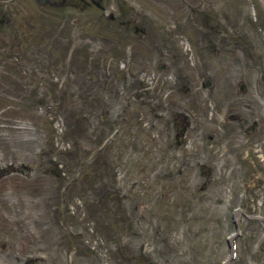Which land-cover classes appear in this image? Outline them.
<instances>
[{"label": "rangeland", "instance_id": "1", "mask_svg": "<svg viewBox=\"0 0 264 264\" xmlns=\"http://www.w3.org/2000/svg\"><path fill=\"white\" fill-rule=\"evenodd\" d=\"M12 5L14 21L8 27L0 23V47H5L0 50V165L12 162L17 168L5 165L8 172L0 176V264L224 261L233 209L264 214V0L78 5L14 0ZM176 34L189 48V69L175 52ZM126 54L131 62L124 71L117 61ZM158 63L176 73L178 82L190 80V90L177 87L169 96L182 99L181 108L195 118L192 132L200 155L191 153L195 177L188 183L171 177L158 181L157 167L145 174L146 163L168 166L174 150L165 147L159 160L149 158V135L139 130L136 111L142 108L149 116L147 106L132 100L120 113L123 101H113L120 83L136 84L142 64L156 71ZM204 74L208 85L202 84ZM168 115L158 118V137L161 126L171 129ZM114 122L120 127L97 157L106 155L110 167L123 173L117 185L129 192L110 210L97 188L102 182L105 191L116 186L108 171L96 174L88 163L68 187L64 184ZM199 164L212 168L209 180L198 172ZM16 202L19 210L8 211ZM65 202L74 212L68 208L58 218L57 207ZM120 209L128 225L121 220L115 231L113 211ZM72 240L79 247L73 249ZM236 240L229 264H264V221L242 214ZM91 243L103 249L96 251Z\"/></svg>", "mask_w": 264, "mask_h": 264}, {"label": "flooded vegetation", "instance_id": "2", "mask_svg": "<svg viewBox=\"0 0 264 264\" xmlns=\"http://www.w3.org/2000/svg\"><path fill=\"white\" fill-rule=\"evenodd\" d=\"M3 6L1 9V15H0V23L6 25V27H8L9 23H12L14 21V17H12V13L17 9L16 6H8V3L14 1V0H3ZM40 3H48V4H64L66 2H68L69 0H38ZM97 1V0H94ZM86 0H75V4H83L85 3ZM6 13H7V17H6ZM133 29L135 31L139 30V31H143V27H139L138 25H134ZM10 40V39H9ZM20 39H18L19 42ZM2 48L4 49L5 47H0V50L2 51ZM21 64V63H20ZM205 75V74H204ZM203 76V74L201 75ZM210 83V80L208 78H206V75L202 81V84L205 83ZM190 80L187 82H185L184 79H179L178 82V86L176 85V89L177 87H182L184 88L186 91L191 89L190 88ZM89 93H92L93 95H96L94 90H89ZM159 109L161 110V112H167L168 118H169V124L171 126L170 128H167L165 125L161 126L160 129V137L159 134L156 137H151L148 136L145 139V147L147 148V155L149 156V158L151 157H155L158 158L159 160V155L160 152L162 151V149H164L165 147L173 148L174 152H173V160L174 163L173 164H168L164 165L163 162H158L156 163V166H154L153 163L149 164L146 163L145 167L143 166L142 170L145 172V174L148 176L152 173V171L154 169H156L157 167V172H156V178L158 179V181H164L165 178L171 177L172 181L174 183H188L191 178L195 177L194 174V170L192 169V154L197 155L198 153V149H199V144L196 143V141L194 140V136H193V130L194 127L196 126L193 122V120H195L194 115L191 113H187L185 112V110H179L177 109L173 104H171L170 102H165V103H159L158 104ZM169 111V112H168ZM160 117V115H158ZM166 117V116H165ZM163 123V122H162ZM169 130H172V133L170 134V136H168L167 134L169 133ZM203 136H205V134H203ZM206 136H210V134H206ZM207 144H205V148L208 147L206 146ZM200 155V154H199ZM183 163V166L181 167L180 165L178 166V162ZM148 162V161H147ZM6 165V164H5ZM5 165H0V176L6 172H8V168L4 167ZM177 167H173L170 168V166H176ZM8 166H12V170H16L17 166H14V163L9 162ZM167 167V168H166ZM170 168V169H169ZM21 169L23 170V172H28L27 171V167L26 166H21ZM2 170H4L3 173ZM198 172L200 174H203L206 180H209L213 175H212V168H206V166L204 164H199L198 165ZM115 177V176H114ZM113 177V178H114ZM139 179V177H136ZM96 188V187H94ZM98 194L100 196H103L104 198H108L111 195L113 196V198L120 203V199L124 198L128 195V192H118L117 191V184L114 187H109L106 191L105 188L106 185L105 184H100L98 187ZM2 192H4V189L0 190ZM164 189L163 186H161L160 188V193L161 195L163 194ZM18 196V195H17ZM19 199V198H18ZM113 208V207H112ZM58 209L60 211H63V207L62 205L60 207H58ZM8 211L12 212V211H16L19 210V204L18 202L15 203L14 207L11 208H7ZM123 222L125 225L126 224V220L127 218L125 217V215L122 217ZM114 221L117 222V218H116V214L114 215ZM13 235H15V233H13ZM117 242H118V249L120 252L123 251L122 245L119 243V239L117 237Z\"/></svg>", "mask_w": 264, "mask_h": 264}, {"label": "water", "instance_id": "3", "mask_svg": "<svg viewBox=\"0 0 264 264\" xmlns=\"http://www.w3.org/2000/svg\"><path fill=\"white\" fill-rule=\"evenodd\" d=\"M242 85H243L242 83L239 84L240 87H242Z\"/></svg>", "mask_w": 264, "mask_h": 264}]
</instances>
